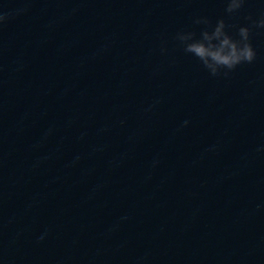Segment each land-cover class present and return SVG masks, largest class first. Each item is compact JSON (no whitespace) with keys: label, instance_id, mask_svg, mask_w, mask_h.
<instances>
[{"label":"clouds","instance_id":"9594fccd","mask_svg":"<svg viewBox=\"0 0 264 264\" xmlns=\"http://www.w3.org/2000/svg\"><path fill=\"white\" fill-rule=\"evenodd\" d=\"M244 0H229L226 11L232 13L243 6ZM4 17L0 16V20ZM196 23L208 24L209 21L197 20ZM257 27L264 28V18L254 22ZM225 21L219 20L213 31L204 30L201 38L196 39L194 32L178 33L177 38L184 44V51L197 57L211 75L216 76L221 69L231 71L241 63H251L256 58V52L252 47L248 27L239 28V40L233 39L225 31ZM228 71L224 75L228 74ZM187 124V121H185Z\"/></svg>","mask_w":264,"mask_h":264}]
</instances>
